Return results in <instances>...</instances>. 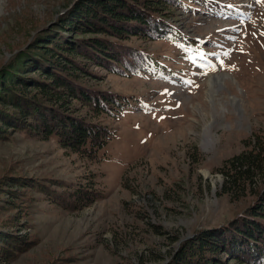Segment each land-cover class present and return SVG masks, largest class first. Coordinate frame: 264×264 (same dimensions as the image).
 Here are the masks:
<instances>
[{"label":"rangeland","instance_id":"1","mask_svg":"<svg viewBox=\"0 0 264 264\" xmlns=\"http://www.w3.org/2000/svg\"><path fill=\"white\" fill-rule=\"evenodd\" d=\"M76 1L0 0V67ZM206 1L209 7L172 10L171 20L206 50L203 59H164L178 78L92 66L99 88L137 101L120 117H100L117 133L104 160L21 132L0 137V234L11 236L9 243L0 238V264H169L193 235L223 225L257 199L264 170L254 179L259 186L239 194L227 191L224 166L264 142V2ZM219 74L213 99L208 80ZM88 176L103 193L92 205L67 209L48 193L62 195ZM223 260L246 264L227 254Z\"/></svg>","mask_w":264,"mask_h":264},{"label":"trees","instance_id":"2","mask_svg":"<svg viewBox=\"0 0 264 264\" xmlns=\"http://www.w3.org/2000/svg\"><path fill=\"white\" fill-rule=\"evenodd\" d=\"M200 2L210 5L206 0H77L51 30L49 25L39 29L31 46L0 67V137L21 132L54 140L81 157L104 160L117 133L100 117H120L137 101L99 88L101 78L92 66L131 77L178 78L163 60L203 59L206 50L201 40L191 38L171 20L172 10H193ZM133 38L171 50H150L135 44ZM225 167L228 192L243 194L259 186L254 179L264 170V142L258 140L254 151L227 160ZM97 183L88 176L62 195L48 193L61 206L79 210L102 197ZM28 184L44 192L48 189L40 183ZM256 195L244 213L193 235L169 264H227L226 254L240 263L264 264V187ZM0 238L9 243L11 236L0 234ZM12 238L19 244V236Z\"/></svg>","mask_w":264,"mask_h":264},{"label":"bare ground","instance_id":"3","mask_svg":"<svg viewBox=\"0 0 264 264\" xmlns=\"http://www.w3.org/2000/svg\"><path fill=\"white\" fill-rule=\"evenodd\" d=\"M220 81H223V76L220 74L219 75H212L208 80V84H209L208 93H209L210 97H212L213 99L215 98V93H216L215 90L219 88L217 83ZM236 102L238 103V100Z\"/></svg>","mask_w":264,"mask_h":264},{"label":"snow or ice","instance_id":"4","mask_svg":"<svg viewBox=\"0 0 264 264\" xmlns=\"http://www.w3.org/2000/svg\"><path fill=\"white\" fill-rule=\"evenodd\" d=\"M261 2H264V0H261ZM228 53H225V55H227ZM165 91H167V90H165Z\"/></svg>","mask_w":264,"mask_h":264}]
</instances>
